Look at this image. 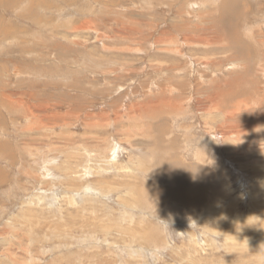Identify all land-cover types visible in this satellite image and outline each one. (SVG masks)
Segmentation results:
<instances>
[{
  "label": "rangeland",
  "instance_id": "obj_1",
  "mask_svg": "<svg viewBox=\"0 0 264 264\" xmlns=\"http://www.w3.org/2000/svg\"><path fill=\"white\" fill-rule=\"evenodd\" d=\"M221 1L0 0V264H264V0Z\"/></svg>",
  "mask_w": 264,
  "mask_h": 264
},
{
  "label": "bare ground",
  "instance_id": "obj_2",
  "mask_svg": "<svg viewBox=\"0 0 264 264\" xmlns=\"http://www.w3.org/2000/svg\"><path fill=\"white\" fill-rule=\"evenodd\" d=\"M239 1L240 0H222L221 1V4L219 6V11H218V14L220 13V22L219 21L218 22L221 25L227 26L229 23H231V21L237 20V18L240 16V15H238V11H239L238 10V4H239ZM219 23H218V25H220ZM13 113H14V111H13ZM19 115H21V114H19ZM172 174H173V172H172ZM89 175H91V174H89ZM181 198H182V195H181Z\"/></svg>",
  "mask_w": 264,
  "mask_h": 264
}]
</instances>
